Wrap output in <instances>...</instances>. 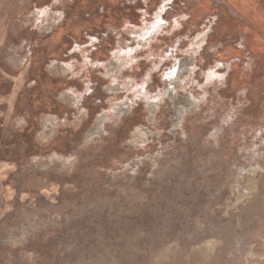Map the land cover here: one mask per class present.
I'll list each match as a JSON object with an SVG mask.
<instances>
[{
  "label": "rangeland",
  "instance_id": "374dc122",
  "mask_svg": "<svg viewBox=\"0 0 264 264\" xmlns=\"http://www.w3.org/2000/svg\"><path fill=\"white\" fill-rule=\"evenodd\" d=\"M0 264H264V0H0Z\"/></svg>",
  "mask_w": 264,
  "mask_h": 264
}]
</instances>
